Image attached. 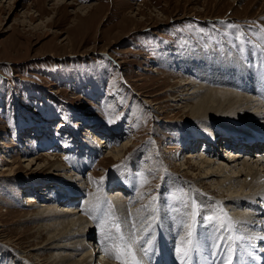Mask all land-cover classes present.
<instances>
[{
  "label": "rangeland",
  "instance_id": "rangeland-1",
  "mask_svg": "<svg viewBox=\"0 0 264 264\" xmlns=\"http://www.w3.org/2000/svg\"><path fill=\"white\" fill-rule=\"evenodd\" d=\"M56 2L0 0V264H41L49 255L38 249L45 222L33 214L56 179L87 188L86 196H71L80 213L86 197L107 198L111 228L118 226L110 195L116 190L127 198L122 214H132L140 231L154 226L166 204L191 221L192 199L199 210L207 206L200 193L190 194L197 170L181 163L190 151L202 154L193 141L203 133L190 121L188 100H171L169 89L202 78L195 66L179 68L174 59L203 46L264 66V0ZM126 142L113 158L110 152ZM52 159L63 169H53ZM195 183L204 194L212 190ZM26 195L38 202L26 204Z\"/></svg>",
  "mask_w": 264,
  "mask_h": 264
},
{
  "label": "bare ground",
  "instance_id": "bare-ground-1",
  "mask_svg": "<svg viewBox=\"0 0 264 264\" xmlns=\"http://www.w3.org/2000/svg\"><path fill=\"white\" fill-rule=\"evenodd\" d=\"M65 2L57 0L56 3L62 6ZM90 12L91 9L85 16L88 17ZM204 48L190 49L192 52L181 56L183 58L174 59L176 67H184V64L195 66L202 80L197 81L189 75L187 81L176 86L177 90L170 88L173 92L169 94L171 100L191 101L185 104L189 105L187 114L190 121L197 122L196 126L202 128L204 137L193 141L198 143L202 154L190 151L183 156L186 162L181 165L182 169L192 170L193 167L197 170L195 175L192 174L190 194L200 193L207 208L199 210L192 199L193 214L188 221L180 213L182 211L168 210L166 204L164 208L160 207L154 226L148 225L147 230L140 231L132 214L128 215V211L122 214L126 210L127 198H118L122 192L116 190V193L109 194L114 195L111 205L118 212L115 219L118 226L111 228L112 224L106 220L108 212L105 213L107 198L96 200L95 196L86 197V214L83 210L80 213L75 205L76 197L71 196H86L87 188H83V183H77V186L68 178L63 182L56 179L57 183L52 186L56 189H49L33 214V218L45 222L43 242L37 248L43 251L42 254L49 255L41 260V264H93L95 260L96 264H242L251 258L258 264H264V66L259 65L255 69L251 62L245 63L237 52L232 50V54L228 48L224 51L215 47ZM208 55L212 60L207 58ZM188 85L190 91L183 93L184 86ZM176 92L179 94L174 95ZM258 99L259 104L253 102ZM229 132L240 138H231ZM249 136L262 141L244 144ZM213 139L230 145L225 148L227 151L224 149L222 157H217ZM71 140L66 143H72ZM103 142V139L99 140V143ZM127 146L128 142L124 143L110 152L111 156L119 158ZM252 152H256L254 157L253 154L249 156ZM33 160L28 163H33ZM52 161L53 169H63L57 160ZM84 163V160L75 162L78 167H83ZM33 165L39 167L37 161ZM195 181L210 183L212 190L204 194L196 187ZM25 199L28 201L26 204L38 202L30 195ZM61 202L72 206L63 209L58 206ZM206 212H211L209 220L204 214ZM228 233L229 239L226 238ZM145 248L150 249L144 253ZM187 248L189 253L186 260H182ZM15 255L19 258L18 250ZM157 257L161 259L157 260Z\"/></svg>",
  "mask_w": 264,
  "mask_h": 264
},
{
  "label": "snow or ice",
  "instance_id": "snow-or-ice-1",
  "mask_svg": "<svg viewBox=\"0 0 264 264\" xmlns=\"http://www.w3.org/2000/svg\"><path fill=\"white\" fill-rule=\"evenodd\" d=\"M189 235L191 236V233H189ZM116 258H117V259H120V257H119V256H117Z\"/></svg>",
  "mask_w": 264,
  "mask_h": 264
}]
</instances>
